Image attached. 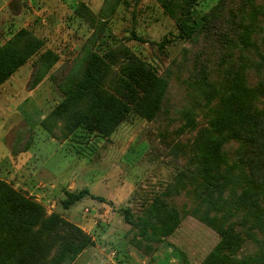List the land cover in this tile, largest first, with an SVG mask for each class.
<instances>
[{
    "label": "trees",
    "instance_id": "16d2710c",
    "mask_svg": "<svg viewBox=\"0 0 264 264\" xmlns=\"http://www.w3.org/2000/svg\"><path fill=\"white\" fill-rule=\"evenodd\" d=\"M155 1L174 20L177 38L199 45V50H216L214 69L223 77L210 81L212 69L200 64L207 121L197 127L191 112H184V128L195 130L187 162L140 214L123 210L124 221L136 230L131 243L143 254H153L191 212L219 236L200 264H264V238L253 252L237 255L245 239L242 233L255 238V227L264 233V24L258 29L256 23L259 16L264 19V8L253 0H217L199 14V0ZM73 14L92 27L103 20L84 2L77 3ZM168 41L164 38L158 46ZM80 57L57 83L60 97L40 122L52 138L57 139L56 131L63 141L109 136L131 114L152 120L163 110L167 77L127 46L100 53L87 42ZM29 60L33 70L27 86L33 89L59 55L45 48L44 39L32 30L20 28L7 35L0 43V85ZM252 72L257 78L250 82ZM232 143L234 155L228 150ZM182 192L193 206H177L173 197ZM63 195L64 209L87 195L104 199L87 188L64 189ZM93 244L78 225L57 212L48 213L41 202L0 178V264H75ZM179 257L190 264L184 253Z\"/></svg>",
    "mask_w": 264,
    "mask_h": 264
},
{
    "label": "rangeland",
    "instance_id": "374dc122",
    "mask_svg": "<svg viewBox=\"0 0 264 264\" xmlns=\"http://www.w3.org/2000/svg\"><path fill=\"white\" fill-rule=\"evenodd\" d=\"M23 1L22 11L27 17H22V22L26 23V18L36 16L33 12L39 11L42 5L39 0L37 3L36 0ZM59 1L50 4V7L58 9L54 13L60 16L55 23L57 32L40 36L45 41V48L59 55V61L45 74L38 84V91L31 94L24 104L18 107L16 100L9 104L12 110L2 105L0 161L6 156L8 158L11 150L16 153L29 149L38 162L45 161L46 167L65 173V177L73 169L79 170L74 180L76 185L68 190L87 188L90 194L104 199L99 201L87 195L69 209H64L61 200L66 188L51 191L48 201L46 197L38 200L16 185L15 178H0L41 202L48 213L57 212L92 237L94 244L77 257L75 264H183L179 252L184 253L190 264H200L219 236L197 216L187 213L153 254L145 255L131 243L136 230L124 221L123 210L128 208L133 215L140 214L143 207L185 166L190 152L188 144L195 130L184 128L187 123L184 112H191L197 127L206 123L208 101L201 91L204 85L201 81L203 76L199 73L200 64L212 69V75L208 77L210 81L221 79L220 71L214 69L218 59L213 52L216 50L207 46L199 50V45L177 38L174 20L162 11L155 0ZM253 1L264 8V0ZM78 2H84L103 20H98L92 27L74 17L73 9ZM216 2L199 0L195 6L196 13L203 14ZM45 10L42 14L40 12L41 16L52 14L50 10ZM256 23L261 29V23L264 24L262 16L257 18ZM133 33L143 40L135 39ZM6 36L0 34V43ZM91 36L92 41H89ZM164 38L169 41L161 48L158 43ZM87 42L90 48L100 53L120 44L125 45L152 64L160 75L166 76L168 86L163 110L152 120L131 114L109 136L69 137L63 141L56 131L57 140L42 129L40 122L60 97L57 83L75 69L81 60L82 46ZM199 51L202 57H198ZM25 68L21 66V72L16 76L20 77ZM50 75L53 76L52 81ZM256 78V73L252 72L249 80L252 82ZM26 89H29L27 84ZM261 101L264 102V97ZM235 149V143L228 146L230 155L235 154ZM173 199L180 208L194 205L184 192ZM242 234L245 239L238 256L256 250L258 241L264 238V233L256 227L255 238Z\"/></svg>",
    "mask_w": 264,
    "mask_h": 264
},
{
    "label": "crops",
    "instance_id": "0c3cea01",
    "mask_svg": "<svg viewBox=\"0 0 264 264\" xmlns=\"http://www.w3.org/2000/svg\"><path fill=\"white\" fill-rule=\"evenodd\" d=\"M42 5L39 11H34L32 18H26V23H23L22 7L24 4L23 0H0V34L9 35L16 32L20 28H26L32 30L39 36L49 35L56 33L55 28L56 19L60 18L56 12L58 9L55 6L50 7L51 3L57 0H39ZM61 1V0H60ZM59 1V2H60ZM23 2V4H22ZM37 3V0H36ZM50 10L52 14L41 16L46 10ZM55 9V10H54ZM41 12V14H40ZM4 13V14H3ZM27 17V16H25ZM4 19V21H1ZM7 21V22H6ZM54 35V34H53ZM48 42V41H46ZM30 60L21 66H26L25 70H22V75L16 76V73L21 70L18 67L1 85H0V109L2 105H6V109L12 110L9 104H13L14 101L18 100V107L24 104L30 97L31 94L38 91L37 85L33 89H26V84L31 74ZM21 79V80H19ZM17 107V108H18ZM15 108V107H13ZM67 142V141H65ZM63 142V143H65ZM62 145L60 144V147ZM29 149H22L16 153H8L3 159L0 169V176L6 179H16V185L29 191V194L35 195L38 200L42 197H46L48 201L49 194L51 191L59 189L60 191L64 188H73L76 183L74 182L79 170L73 169L68 177H65V173H59L46 167V162H38L33 153L28 151ZM4 161V163H3ZM64 176V177H63Z\"/></svg>",
    "mask_w": 264,
    "mask_h": 264
}]
</instances>
